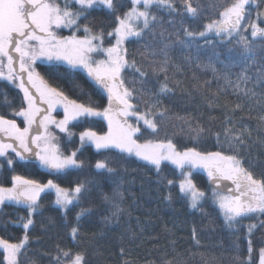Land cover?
Listing matches in <instances>:
<instances>
[{"label":"trees","instance_id":"trees-1","mask_svg":"<svg viewBox=\"0 0 264 264\" xmlns=\"http://www.w3.org/2000/svg\"><path fill=\"white\" fill-rule=\"evenodd\" d=\"M256 1L258 13L263 0ZM60 2L63 4V0ZM192 2L198 7L196 17L189 16L179 0H175L176 11L153 6L157 21L141 37L125 44L127 60L135 61V66L126 67L122 74L125 86L133 90L131 103L140 113L157 105L153 118L158 131L153 133L139 122L138 142L171 139L180 151L196 148L238 154L246 169L256 178H264V80H257V74L264 72V40H253L250 28L229 38L187 36L185 28L199 33L208 23L219 21V13L233 0ZM114 4L115 12L89 10L78 20L79 31L64 28L59 36L82 37L86 35L84 26H88L94 33L103 30L105 41L111 43L106 34L115 26V16L131 8V0H114ZM254 21L259 24L257 17ZM241 35L252 45L255 62L243 58ZM161 65L164 71H159ZM36 68L51 87L63 91L69 99L101 109L108 106L107 94L83 71L61 64H38ZM137 68L147 75L141 77ZM242 75L248 77L247 82L240 79ZM165 82L170 91L161 93L160 86ZM22 98L17 88L0 79V115L22 125L20 117L13 115L14 110L25 107ZM89 128L99 134L107 132L102 120L81 118L69 125L75 133L71 138L67 133L59 134L60 151L69 155L78 150L77 158L84 161L82 168L47 171L36 162L18 163L11 154L8 158L14 164L9 167L8 158H0V185L5 187L11 186L13 175H20L41 184L53 180L69 190L82 183L87 189L79 203L74 202L67 210L55 204L53 192L40 196V208L31 216L29 239L18 253L17 264H57V256L65 259L61 250L83 253L86 264H248L249 239L254 249L252 264H258V250L264 247V214L246 216L230 228L214 203L213 190L203 173L192 176L196 186L207 194L201 206L193 209L180 194L183 176L178 169L165 162L157 171L153 165L117 150L82 147L77 136ZM197 128L204 131L197 135ZM226 128L231 130L228 135ZM232 136H240L243 143L232 140ZM97 161L106 162L113 171L96 169ZM169 180L173 181L171 185ZM114 204L120 209L116 216L112 215ZM81 208L90 211L77 221ZM28 217L25 205L5 203L0 209V239L19 243L25 235L22 223ZM249 225H255L251 234ZM72 227L78 228L75 238Z\"/></svg>","mask_w":264,"mask_h":264},{"label":"snow or ice","instance_id":"snow-or-ice-1","mask_svg":"<svg viewBox=\"0 0 264 264\" xmlns=\"http://www.w3.org/2000/svg\"><path fill=\"white\" fill-rule=\"evenodd\" d=\"M179 2L189 16L198 15V7L193 6L192 0H179ZM255 3L256 0H233L219 13L221 19L208 23L204 31L196 33L185 28L184 32L189 37L197 35L206 37L211 31H215L217 35L226 33L229 36L234 32L240 33L241 22L250 15L246 6ZM153 6L176 11L175 0H131V8L123 15L115 16V26L106 34L109 37L114 36L115 43L105 48L103 47L105 37L103 30L94 33L91 28L84 26L83 31L86 35L81 39L76 35L60 37L53 29L63 26L75 27L79 31L78 20L89 10L102 8L115 12L114 0H63V4L60 0H0V68L4 66V58L7 60L8 68L7 76L5 77L3 71H0V77L10 82L18 81L16 87L23 92L22 99L27 105L22 106L18 111H13L14 116L23 118L26 125L24 128L19 127L15 119H6L5 116L0 115V133H4L13 141V143L0 141V157H6L8 150H11L20 161H28L34 157L41 167L52 171L82 168L84 161L77 158L78 150L65 155L50 143V140H54L55 137L48 132V125H55L71 138L75 134L69 129L71 122L80 121L81 118H103L108 123V131L103 135L90 128L80 132L79 139L82 147L85 144H92L97 151L118 149L120 152L135 155L146 161L157 171L165 162L174 165L182 170L181 174L184 176V179L179 182L180 194L189 201L193 209L201 206L207 194L193 182L191 170L205 169L213 186L214 203L222 213L225 225L230 228L249 214L257 212L264 214V178H256L252 171L246 169L238 154L228 155L223 151L201 152L196 148L180 151L171 139L160 142L152 140L138 142V134L141 133V127L138 126L140 121L153 133L158 131L157 122L153 118L156 115L153 109L157 105H152L145 112L140 113L131 103L133 90L125 86L122 72L126 67L135 66V61L127 60V49L123 45L130 37H141L142 33L157 21L156 15L151 11ZM74 7L76 10H73ZM261 16H264V13L258 12L257 18ZM261 23H264V20H261ZM248 28L251 29L253 40L258 37L264 40V27H260L256 21H250L243 26L245 31ZM240 43L243 45V58L255 62V54L247 37L241 35ZM93 53L103 54L106 58L94 59ZM41 58L49 61L53 59L65 61L72 69L79 67L86 70L87 75L107 92L108 106L101 109L91 103H79L69 99L58 88L51 87L33 67ZM15 63L19 64V72H16L14 68ZM164 63H167V60ZM136 71L141 77L147 75L141 68H137ZM159 71H164L163 65ZM24 73L27 74L26 79ZM240 79L247 82L248 77L242 75ZM257 80H264V72L257 74ZM28 85L35 89V93L29 90ZM168 91L170 89L167 83L161 84L160 92ZM40 104L47 105V108L42 109ZM57 105L63 107L62 120H56L51 116ZM236 107L239 108L240 105ZM159 114L163 115L162 112ZM129 116L137 118V126L128 123ZM33 125H36L37 129H44V132L37 131L35 135H30ZM194 131L199 135L204 130L197 128ZM225 133L228 135L231 130L226 128ZM217 136L219 142V134ZM232 140L243 143L240 136H232ZM6 163L12 167L14 160L8 158ZM95 167L98 170L113 171L104 161H97ZM185 168L189 169L186 173L183 171ZM224 182H230L231 187ZM168 183L171 185L173 181L169 180ZM46 189L55 191V204L64 210H67L74 202L79 203L80 197L87 191L82 183H78L69 190L60 187L53 180L41 184L20 175L11 177L10 187L0 185V205L6 201L14 202L17 205H25L29 212V217L22 223L25 235L19 243L0 239V248L3 249L2 264H17L18 253L29 239L27 230L33 224L31 216L40 208V196ZM222 189H226L228 194H223ZM108 199L105 196V200ZM114 207L116 211L112 215L116 216L120 209L118 204H114ZM88 211L90 209L81 208L76 216L77 221ZM254 227L255 225H249V234ZM71 234L75 238L78 228L72 227ZM193 239H196L195 228ZM253 251L252 241L249 239L248 264H252ZM61 254L65 259L61 261L60 256H57V264H86L83 253L73 254L70 250H61ZM258 264H264V247L258 250Z\"/></svg>","mask_w":264,"mask_h":264},{"label":"rangeland","instance_id":"rangeland-1","mask_svg":"<svg viewBox=\"0 0 264 264\" xmlns=\"http://www.w3.org/2000/svg\"><path fill=\"white\" fill-rule=\"evenodd\" d=\"M257 5H258V1H256L255 4H250L249 6H246V10H247V12H248L250 15H249V16H246V17H245V20L241 22V24H242L241 31H242L244 25L248 24L250 21H254V19L257 17V11H258ZM73 10H75V7L73 8ZM255 12H256V13H255ZM220 19H221V18H220ZM220 19H219V20H220ZM64 28H66L67 30H69V29L72 30V29H73V27H63V26H62V27H60V28H54L53 30H54V31L56 32V34L59 36V32H60L62 29H64ZM75 33H76V32H75ZM75 33H74V34H75ZM236 34H237V33L234 32V33H232L231 36H235ZM68 36H71V35L68 34ZM68 36L65 35V36H61V37H68ZM76 36H77V35H76ZM207 36H217V37H220V38H229V37H231V36H229V35L226 34V33H223V34L217 35L215 31L208 32V33H207ZM77 37H78V36H77ZM84 37H85V35L82 36V37H79V38L82 39V38H84ZM132 38H134V37H130L129 39H132ZM129 39H128V40H129ZM108 40H110L111 43L105 41V39H104L103 47L107 48V47H110L112 44L115 43V37H114V36H113V37H108ZM128 40H127V41H128ZM127 41H125V43H124V45H123L124 48H125V44H126ZM108 43H109V44H108ZM92 55H93V58H94V59H97V60H99V59H105V58H106L103 54L93 53ZM38 64H61V65L69 66L65 61L55 60V59L49 61V60H47V59H45V58H41V59H38V60L35 62V64L33 65V67L36 69V71H37L36 66H37ZM6 65H7V60H6V58H4V66H3L2 68H0V71H3L5 77H6L7 74H8V68H7ZM69 67H70V66H69ZM76 69H79V70L83 71V72L87 75L86 70H84V69H82V68H79V67L76 68ZM124 70H125V69H124ZM123 72H124V71H123ZM123 72H122V74H123ZM13 75H15V73H14ZM87 76H88V75H87ZM88 77H89V76H88ZM89 78H90V77H89ZM0 79L4 80V81H6L7 83H9L10 85L14 86L15 88H17V89L23 94V92H22L18 87H16V84L18 83V81H16V82H10L9 80H7V79H5V78H2V77H0ZM91 80L93 81L92 78H91ZM93 82H94V81H93ZM34 90H35V89H34ZM102 90H103V89H102ZM103 91H104V90H103ZM104 92L107 94L106 91H104ZM107 96H108V95H107ZM26 106H27V105H26V103H25V107H26ZM51 116L54 117L56 120H62V119L64 118L63 107L60 106V105H57L56 108H55V110L52 111ZM92 118H96V119H100V120H102V121L107 125V131H108V123H107V121H106L105 119H103V118H97V117H92ZM20 119H21L20 121L23 123L22 126H20L18 123H17V124H18L19 127L24 128L26 125H25V123H24V121H23V118L20 117ZM127 119H128V123L133 124L134 126H136L137 118H136L135 116H129ZM133 119L136 120V121H133ZM74 122H75V121L71 122L69 125H71V124L74 123ZM140 122H142V121H140ZM42 132H44V129H42ZM48 132L51 133V135L55 137L54 140H50V143H51L52 145H55V146H56L57 148H59V150H60V146H59V137H60V136H59V134H63L64 132H61L58 128H56L55 125H52V124L48 125ZM98 134H99V133H98ZM101 135H103V134H101ZM77 137H78V141L80 142L79 135H78ZM85 145H89V146L93 147V148L96 150V148H95L94 145H92V144H85ZM102 150H107V149H102ZM112 150H117V151H119L118 149H112ZM9 154H11V155H13V156L15 157V153L11 152V150H8L7 156H6V157H0V158H8V155H9ZM126 154H128V153H126ZM128 155H129V154H128ZM131 156H133V157L139 159V158L136 157L135 155H131ZM16 160H19V159L16 157ZM139 160H140V161H143V162H146V161L141 160V159H139ZM146 163H147V162H146ZM167 163H168V162H167ZM37 164H38V162H37ZM169 164H170V163H169ZM38 165H39V164H38ZM39 166H40V165H39ZM172 166L175 167L174 165H172ZM40 167H41V166H40ZM41 168H43V167H41ZM175 168H176V167H175ZM43 169H45V170H47V171H52V170H49V169H46V168H43ZM69 169H71V168H69ZM176 169H178V168H176ZM65 170H67V169H65ZM65 170H63V171H65ZM178 170H179L180 173H181L182 170H180V169H178ZM183 171L186 173V172L189 171V169L185 168ZM196 172L203 173V174L205 175V177L207 178V180L209 181L208 176H207V171H206L205 169H202V168L192 169V170H191V179H192L193 174L196 173ZM181 176H183V175L181 174ZM183 179H184V176H183ZM192 180H193V179H192ZM46 192H53L54 195H55V191H54V190H50V189H46L44 192L41 193V195H42L43 193H46ZM225 195H226V194H225ZM55 198H56V197H55ZM7 202H8V201H7ZM0 207H1V205H0ZM258 213H259V212L249 214L248 217H251V215L253 216L254 214H258ZM0 249L3 250L2 248H0Z\"/></svg>","mask_w":264,"mask_h":264},{"label":"water","instance_id":"water-1","mask_svg":"<svg viewBox=\"0 0 264 264\" xmlns=\"http://www.w3.org/2000/svg\"><path fill=\"white\" fill-rule=\"evenodd\" d=\"M260 13H264V2H263V5H262V8L260 10ZM261 20H264V16H261L259 18L260 25L264 26V23H261ZM13 55L15 56L16 54H13ZM14 68L16 69V72H19V64L18 63H15L14 64ZM24 76H25V79H26L27 74L24 73ZM28 87H29V90L31 92L35 93V90H34V88L31 87V85H28ZM40 106H42L44 109L47 108V105H45V104H40ZM37 119L39 120V117ZM37 131L42 132V128L37 129V126L34 125V128H33V130H32V132H31L30 135H35ZM0 140H2L4 142H12L13 143V141H11L10 139L5 138V136H3L2 133H0ZM32 160L35 161V158L33 157ZM224 184L227 185V186H229V187H231L230 182H224ZM209 186H210L211 189H213V186L210 184V181H209ZM222 192H223V194H226V195L228 194L226 189H222Z\"/></svg>","mask_w":264,"mask_h":264},{"label":"flooded vegetation","instance_id":"flooded-vegetation-1","mask_svg":"<svg viewBox=\"0 0 264 264\" xmlns=\"http://www.w3.org/2000/svg\"><path fill=\"white\" fill-rule=\"evenodd\" d=\"M42 108V107H41ZM16 123H18L17 121H16ZM19 124V123H18ZM23 124V123H22ZM20 126H22L21 124H19ZM33 128H34V125H33ZM4 136H5V138H7V139H9L4 133H2ZM31 134V133H30ZM0 141H2V140H0ZM2 142H4V141H2ZM4 143H12V142H4ZM15 158H16V156H15ZM17 162L18 163H24V164H26V165H29V164H34V162H36V161H34V160H32V158L30 159V160H28V161H20V160H17ZM9 202V201H8ZM5 203H7V201L5 202ZM4 203V204H5ZM4 204H2L1 205V207H0V209L2 208V206L4 205Z\"/></svg>","mask_w":264,"mask_h":264}]
</instances>
